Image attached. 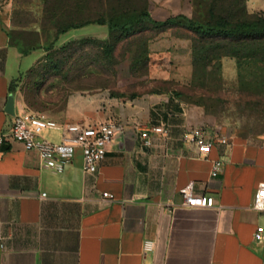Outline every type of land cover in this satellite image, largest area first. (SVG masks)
Returning a JSON list of instances; mask_svg holds the SVG:
<instances>
[{
  "label": "crops",
  "instance_id": "obj_1",
  "mask_svg": "<svg viewBox=\"0 0 264 264\" xmlns=\"http://www.w3.org/2000/svg\"><path fill=\"white\" fill-rule=\"evenodd\" d=\"M171 1L162 3L169 7ZM158 39L171 41L167 34ZM27 57H33L30 69L40 58L10 43L0 20V137L16 116L35 113L21 83L10 90L23 74L15 62ZM69 101L64 114L51 118L115 121L122 131L91 174L80 148L57 173L42 165L36 150L0 143V264H264V211L253 203L264 183V136H227V147L203 157L183 140L185 129L199 124L173 96L109 93ZM161 125L167 134L142 136ZM61 136L60 130L42 134L54 143ZM217 159L224 168L212 176ZM190 184L195 194L214 196L215 206H185L181 190ZM258 227L261 240L255 238Z\"/></svg>",
  "mask_w": 264,
  "mask_h": 264
},
{
  "label": "rangeland",
  "instance_id": "obj_2",
  "mask_svg": "<svg viewBox=\"0 0 264 264\" xmlns=\"http://www.w3.org/2000/svg\"><path fill=\"white\" fill-rule=\"evenodd\" d=\"M171 2L168 7L162 0L1 1L10 43L40 56L31 69L33 57L15 62L28 105L51 117L64 114L72 97L166 94L199 124L185 131L203 127L229 137L264 136V41L202 38L184 25L159 32L149 24L132 36L98 23L58 36L71 23L123 10H147L158 21L184 15L200 24L264 18V0L251 6L250 0ZM166 34L171 41L158 39Z\"/></svg>",
  "mask_w": 264,
  "mask_h": 264
},
{
  "label": "built area",
  "instance_id": "obj_3",
  "mask_svg": "<svg viewBox=\"0 0 264 264\" xmlns=\"http://www.w3.org/2000/svg\"><path fill=\"white\" fill-rule=\"evenodd\" d=\"M0 0V5H1ZM1 20V9H0ZM47 130H60L61 141L54 143L42 137ZM122 131L120 123L104 121L96 124L86 122L59 123L43 113L24 112L15 117L12 129L0 137V143L20 142L27 150H36L39 153L42 165L57 173L64 172L65 168L73 163L76 150L80 148L84 157V170L86 173H95L101 162L105 159L108 146ZM167 134L166 126H155L147 132H142L144 138L149 137V132ZM183 140L196 147L200 156L208 157L217 147H227L230 142L227 136L218 132L209 133L206 128L193 127L186 130ZM224 168V161L217 159L213 162L212 176L219 175ZM184 205L192 208H211L215 206L216 199L212 195L195 194L193 185L190 184L181 190ZM105 198L112 197L104 193ZM254 208L264 211V183H261L254 193ZM255 238H263V228L258 227ZM152 242H146V249L152 248ZM3 238L0 237V248H3Z\"/></svg>",
  "mask_w": 264,
  "mask_h": 264
},
{
  "label": "trees",
  "instance_id": "obj_4",
  "mask_svg": "<svg viewBox=\"0 0 264 264\" xmlns=\"http://www.w3.org/2000/svg\"><path fill=\"white\" fill-rule=\"evenodd\" d=\"M93 23L107 25L111 33L121 32L127 36H132L138 32L147 30L148 24L153 25L154 28L159 32L184 25V27H186L188 30L196 33L202 38L218 37L233 41L247 39L253 41H264V18L261 17L252 21L240 20L234 24L226 19H220L215 24H200L184 15L170 17L166 20L158 21L155 20L147 10H123L121 12L115 11V13L110 14L109 18L101 16L98 19L96 18L87 20L85 23H71L58 31V36L64 35L72 29H78ZM55 42H57V39ZM23 53L27 54L26 52ZM22 80L23 75H20L11 83L10 90L15 92Z\"/></svg>",
  "mask_w": 264,
  "mask_h": 264
}]
</instances>
